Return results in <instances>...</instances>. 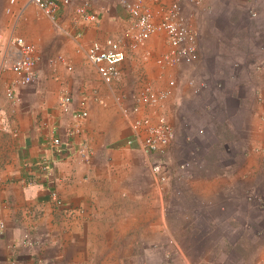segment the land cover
<instances>
[{"label": "crops", "instance_id": "crops-1", "mask_svg": "<svg viewBox=\"0 0 264 264\" xmlns=\"http://www.w3.org/2000/svg\"><path fill=\"white\" fill-rule=\"evenodd\" d=\"M121 1L53 21L0 0V264H264V0L149 3L197 33L200 58L175 66L158 64L164 32L134 43ZM16 38L39 58L32 83L12 70ZM108 39L127 55L111 85L86 58ZM146 90L168 95L128 115ZM135 119L174 128L166 183L129 145Z\"/></svg>", "mask_w": 264, "mask_h": 264}, {"label": "built area", "instance_id": "built-area-1", "mask_svg": "<svg viewBox=\"0 0 264 264\" xmlns=\"http://www.w3.org/2000/svg\"><path fill=\"white\" fill-rule=\"evenodd\" d=\"M14 1V0H12ZM95 0H31L46 17L56 21L62 6L76 4V15L82 21H93L95 16L91 12ZM161 0H128L121 1V7L135 21L134 43H141L148 40L158 32H164L168 38L169 51L158 60L162 66H175L181 63H193L200 58L197 33L188 26L185 19L181 16V9L175 5L168 8L165 12H154L149 3L157 5ZM250 14L255 16L252 9ZM159 21L155 22V17ZM19 48V56L16 63L12 66L15 73L23 75L25 83H32L36 77V68L39 58L35 57L32 49L28 47L21 38L13 40ZM125 46L120 42L108 39L104 43L93 42L86 49L87 60L96 67L100 79L107 85H111L120 75V67L126 60ZM206 87V85H203ZM149 90L144 91L126 112L136 114L143 104L155 105L161 99L167 97L164 93L160 97H149ZM70 103L69 98H65L62 106L66 109ZM87 114L84 113L83 116ZM133 138L129 145L134 141L139 142L144 153L152 160V174L160 183H166L167 177L162 174L159 167L155 165V160L163 159L168 155L169 147L175 137V131L170 122L161 119L157 124H149L147 121L135 119L131 122ZM55 145H60V140H54ZM54 202L61 206L56 194H53ZM3 227V225H1Z\"/></svg>", "mask_w": 264, "mask_h": 264}, {"label": "rangeland", "instance_id": "rangeland-1", "mask_svg": "<svg viewBox=\"0 0 264 264\" xmlns=\"http://www.w3.org/2000/svg\"><path fill=\"white\" fill-rule=\"evenodd\" d=\"M188 155H189V154H188ZM188 155L185 154V158H184V159H185L186 161L190 159ZM249 228H250V227H249Z\"/></svg>", "mask_w": 264, "mask_h": 264}]
</instances>
